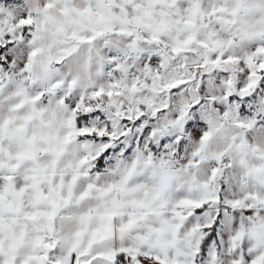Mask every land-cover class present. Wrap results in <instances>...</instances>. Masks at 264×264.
Listing matches in <instances>:
<instances>
[{
    "label": "snow or ice",
    "instance_id": "6c2138e0",
    "mask_svg": "<svg viewBox=\"0 0 264 264\" xmlns=\"http://www.w3.org/2000/svg\"><path fill=\"white\" fill-rule=\"evenodd\" d=\"M0 264H264V0H0Z\"/></svg>",
    "mask_w": 264,
    "mask_h": 264
}]
</instances>
